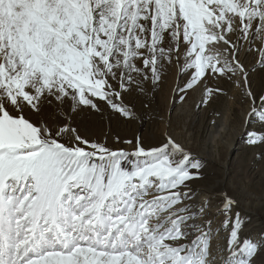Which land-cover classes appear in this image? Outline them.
<instances>
[{"label":"snow or ice","instance_id":"obj_1","mask_svg":"<svg viewBox=\"0 0 264 264\" xmlns=\"http://www.w3.org/2000/svg\"><path fill=\"white\" fill-rule=\"evenodd\" d=\"M170 75L201 105L229 85L264 158V0H0V264H264L174 136L126 150L78 119L131 121Z\"/></svg>","mask_w":264,"mask_h":264},{"label":"rangeland","instance_id":"obj_2","mask_svg":"<svg viewBox=\"0 0 264 264\" xmlns=\"http://www.w3.org/2000/svg\"><path fill=\"white\" fill-rule=\"evenodd\" d=\"M178 82L183 85L184 80L180 79ZM176 83L177 80L170 75L159 89L150 92L145 101H150L147 109L137 101L136 118L131 121H118L108 111L99 124L90 114H81L78 119L82 126L90 129V133H103L114 147L126 150H131V146L114 143L117 133L122 140L134 141L139 136L145 146H158L165 133L174 136L191 150L196 159L205 164L208 180L217 189H223L239 201L236 210L241 214L246 209V213L241 214L246 226L252 220L251 213L258 214V221L253 224L248 238L259 239L264 236V158L260 157L258 148L248 144L246 134L247 130L259 128V122L255 118L250 123L245 122L246 105L241 106L239 98L227 84L222 85L223 94L215 96L208 104L201 105V89L188 90L185 99L180 101L179 93L175 91ZM260 83V77L254 76V86L258 88ZM211 129L214 134L209 138ZM218 131L222 132L224 142L217 135ZM237 137L235 147L228 154V143H232ZM193 187L199 190L201 185ZM221 218L222 216L218 217L213 225L214 233L220 230L218 222ZM220 239L218 236L214 243Z\"/></svg>","mask_w":264,"mask_h":264},{"label":"bare ground","instance_id":"obj_3","mask_svg":"<svg viewBox=\"0 0 264 264\" xmlns=\"http://www.w3.org/2000/svg\"><path fill=\"white\" fill-rule=\"evenodd\" d=\"M213 134H214V131H213V129H211V131L209 132V138H211V136H212ZM217 135L220 136L221 141L224 142V141H223V137H222V132H221V131H218V132H217ZM237 141H238V137L235 138L234 141H233L232 143H228V144H229V145L227 146L228 154H229V152L231 151V149H233V148L235 147ZM225 168L227 169V164H225ZM246 205H247V204H246ZM244 210L246 211V209H244ZM244 210L241 211V214H242V215H243V213H244V214L246 213ZM251 214H252V216H251L252 220L250 221V223H249V224H248V225L242 230V232L240 233V238H241V240H243V239H245V238H248V235L250 234V231H251V229H252L253 224H255V223L258 221V220H257V215H258V214H257L256 212H252ZM222 232H223V231H220V230H219V233H220L219 237H221V239H220L218 242L221 243V244H225L226 241L224 240V233L221 234ZM216 243H217V242H216Z\"/></svg>","mask_w":264,"mask_h":264}]
</instances>
